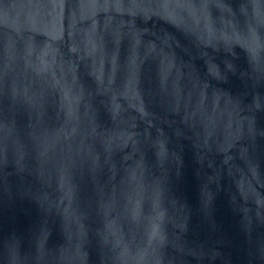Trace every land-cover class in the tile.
Masks as SVG:
<instances>
[{
	"label": "water",
	"instance_id": "water-1",
	"mask_svg": "<svg viewBox=\"0 0 264 264\" xmlns=\"http://www.w3.org/2000/svg\"><path fill=\"white\" fill-rule=\"evenodd\" d=\"M0 264H264V0H0Z\"/></svg>",
	"mask_w": 264,
	"mask_h": 264
}]
</instances>
